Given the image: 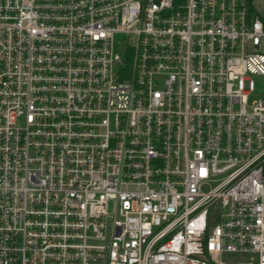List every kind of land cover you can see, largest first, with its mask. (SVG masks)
<instances>
[{"label": "built area", "instance_id": "obj_1", "mask_svg": "<svg viewBox=\"0 0 264 264\" xmlns=\"http://www.w3.org/2000/svg\"><path fill=\"white\" fill-rule=\"evenodd\" d=\"M0 264H264V0H0Z\"/></svg>", "mask_w": 264, "mask_h": 264}, {"label": "rangeland", "instance_id": "obj_2", "mask_svg": "<svg viewBox=\"0 0 264 264\" xmlns=\"http://www.w3.org/2000/svg\"><path fill=\"white\" fill-rule=\"evenodd\" d=\"M257 84H258V88L262 87L263 84V79L261 77H255Z\"/></svg>", "mask_w": 264, "mask_h": 264}]
</instances>
